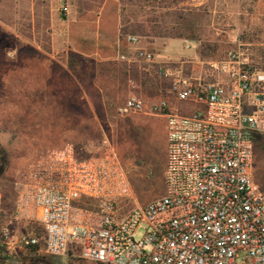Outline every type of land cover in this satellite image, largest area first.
Returning a JSON list of instances; mask_svg holds the SVG:
<instances>
[{
	"label": "rangeland",
	"instance_id": "1",
	"mask_svg": "<svg viewBox=\"0 0 264 264\" xmlns=\"http://www.w3.org/2000/svg\"><path fill=\"white\" fill-rule=\"evenodd\" d=\"M116 22L150 35L137 47L154 55L153 64L122 63L119 56L132 58L133 50L130 35L112 41ZM163 28L182 37L152 36ZM238 38L263 52L264 0H0V230L41 238L37 215L16 213L14 183L67 144L85 156L109 139L132 191L124 211L162 196L166 121L120 112L132 91L127 81L147 103L165 99L188 112L170 94V80L202 76ZM160 69L179 73L163 79ZM253 153L254 181L264 194V143ZM38 250L17 264H93Z\"/></svg>",
	"mask_w": 264,
	"mask_h": 264
},
{
	"label": "built area",
	"instance_id": "2",
	"mask_svg": "<svg viewBox=\"0 0 264 264\" xmlns=\"http://www.w3.org/2000/svg\"><path fill=\"white\" fill-rule=\"evenodd\" d=\"M132 50L120 60L154 63L152 53ZM158 73L168 79L179 72ZM170 81V94L190 111L165 99L147 103L131 79L120 109L165 119L163 195L124 211L132 191L109 139L85 156L67 144L14 183L16 213L36 214L41 238L1 229L0 253L40 247L50 257L93 264H264V194L253 175V138L264 134V50L238 38L202 76ZM1 205L0 198V212Z\"/></svg>",
	"mask_w": 264,
	"mask_h": 264
},
{
	"label": "trees",
	"instance_id": "3",
	"mask_svg": "<svg viewBox=\"0 0 264 264\" xmlns=\"http://www.w3.org/2000/svg\"><path fill=\"white\" fill-rule=\"evenodd\" d=\"M127 35L136 36L139 38V40H140V37L150 36V35L146 34L141 27L135 28L133 26V27L128 28L123 24L120 25L119 39L122 40ZM152 36L155 38H170V39H179L182 37L179 33L173 32V31L169 30L168 28L159 29L157 32H153ZM122 63L126 64L125 62H122ZM158 72H159V70H158ZM158 72H156L157 76H159ZM253 141H254V147H255V145H259L261 147L264 143L263 134H255ZM1 236L2 235H1V230H0V238H1Z\"/></svg>",
	"mask_w": 264,
	"mask_h": 264
},
{
	"label": "crops",
	"instance_id": "4",
	"mask_svg": "<svg viewBox=\"0 0 264 264\" xmlns=\"http://www.w3.org/2000/svg\"><path fill=\"white\" fill-rule=\"evenodd\" d=\"M118 35H119V26H118V22H116L115 27H114V32L112 34V41L114 43L116 41H118ZM173 40H179V39H173ZM140 44H141L140 42H138L136 45L129 44L130 49H133L134 47H137ZM121 56H123V55H121ZM16 252H17V254L12 258L6 256L5 254L0 253V264H17L18 262H20L23 259L22 257L27 255V253H29L30 255H34L35 253H39L40 250H38V247H33V248H27V249H19Z\"/></svg>",
	"mask_w": 264,
	"mask_h": 264
}]
</instances>
